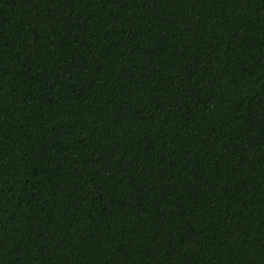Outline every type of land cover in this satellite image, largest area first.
Wrapping results in <instances>:
<instances>
[{"label": "trees", "instance_id": "trees-1", "mask_svg": "<svg viewBox=\"0 0 264 264\" xmlns=\"http://www.w3.org/2000/svg\"><path fill=\"white\" fill-rule=\"evenodd\" d=\"M0 264H264V0H0Z\"/></svg>", "mask_w": 264, "mask_h": 264}]
</instances>
